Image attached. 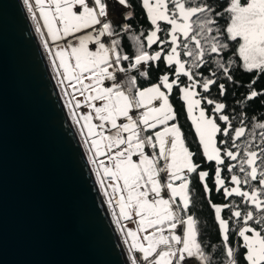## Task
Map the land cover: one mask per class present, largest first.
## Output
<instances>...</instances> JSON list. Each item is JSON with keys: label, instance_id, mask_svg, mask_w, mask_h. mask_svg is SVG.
<instances>
[{"label": "snow or ice", "instance_id": "6c2138e0", "mask_svg": "<svg viewBox=\"0 0 264 264\" xmlns=\"http://www.w3.org/2000/svg\"><path fill=\"white\" fill-rule=\"evenodd\" d=\"M138 2L149 22L146 35L134 33L129 0H23L54 57L73 120L81 132L87 129L89 163L107 203L119 205L113 216L121 224L130 264H213L199 239V220L189 213L192 174L210 202V173L200 170L193 159L197 154L185 143L170 101L174 90L201 155L215 164V191L225 199L240 198L239 204L210 202L223 248L221 264H264V115L248 117L245 109L234 124L235 117L225 114L229 105L205 95L216 86L219 97H226L231 85L247 89L237 104L264 97V88H255L264 78V0ZM116 6L122 11L112 19ZM45 36L66 46L57 44L52 52ZM125 39L135 42V51ZM160 63L168 71L151 83L150 71ZM236 71L252 79L241 83ZM142 79L147 86H141ZM202 104L212 106L211 114ZM81 107L88 111L78 113ZM134 216L137 226L125 229L121 218Z\"/></svg>", "mask_w": 264, "mask_h": 264}, {"label": "water", "instance_id": "95a60500", "mask_svg": "<svg viewBox=\"0 0 264 264\" xmlns=\"http://www.w3.org/2000/svg\"><path fill=\"white\" fill-rule=\"evenodd\" d=\"M0 264H130L23 0H0Z\"/></svg>", "mask_w": 264, "mask_h": 264}, {"label": "trees", "instance_id": "16d2710c", "mask_svg": "<svg viewBox=\"0 0 264 264\" xmlns=\"http://www.w3.org/2000/svg\"><path fill=\"white\" fill-rule=\"evenodd\" d=\"M129 3L132 5V10L134 11V18L129 21L132 24L133 30L135 34H139L141 30L144 31L145 35L149 29V22L146 20L145 14L143 13L142 8L139 5L138 0H129ZM163 26V25H162ZM125 44L132 45V51H135V42L128 41L125 39ZM156 46L154 45L153 48ZM127 50V49H126ZM168 71L163 63H160L159 69L153 67L150 71L151 83L157 82V77L164 72ZM205 75H207V71L205 70ZM235 77L241 83L249 82L252 77L248 74H245L242 71H236ZM220 82H225L221 80ZM149 81L141 80V86H147ZM255 88L260 90L264 88V78H262L256 85ZM199 91V89H197ZM247 91L246 88L240 87L236 88L235 86H229L228 94L226 97H219L218 89L216 86H213L210 93H205L211 99H223L229 107L225 110V114H229L230 116L235 117L233 120L234 124L238 123L239 114L246 109L248 117H260L264 115V105L261 104V101L264 100V97H260L254 101L247 102L245 104H237V101L242 99V95ZM178 93L174 90L173 94L170 96V101L173 104L176 113L177 119L180 125V128L184 134V139L187 147L195 152L197 155L194 156V161L197 164L201 165L200 170L209 171L210 175L208 178V185L212 188L211 192V203L215 204H224L228 203L232 200H235L237 204L240 203V198L232 197L225 199L222 192L217 193L215 191V186L213 184L212 174L215 168V164L213 162L205 161L204 157L201 155V149L198 144L197 134L195 133L194 126L191 120L188 118V114L186 112L184 104L177 98ZM203 107L208 109L209 114H211V107L207 104H202ZM221 123L223 126V122L217 121ZM219 137V134H218ZM229 175L227 172L222 173V176ZM190 194L192 199V205L190 206L189 213L194 214L199 220V239L203 243L206 249H209L211 254L213 255V264H221L222 256L221 253L223 251L221 237L218 232V226L214 222V210L210 207V202L205 194L201 183L199 182L197 176L192 174L191 176V185H190ZM224 218H228V211L225 209L222 212ZM231 226V222H230ZM230 241L235 242V237L230 234Z\"/></svg>", "mask_w": 264, "mask_h": 264}, {"label": "rangeland", "instance_id": "374dc122", "mask_svg": "<svg viewBox=\"0 0 264 264\" xmlns=\"http://www.w3.org/2000/svg\"><path fill=\"white\" fill-rule=\"evenodd\" d=\"M33 3H34V0H33ZM25 7H26V6H25ZM26 9H27V8H26ZM34 10L37 12V16H38V19H39V23H40V25H41V30H42L44 33H47V29H46V27L43 26V19H42V17H39V9H38V7H34ZM120 11H122V9H121L119 6H116V8H115V10H114L113 15H112L111 18H112V19H118V18H119V13H120ZM27 12H28V10H27ZM28 14H29V17H30V19H31V22H32L33 28H34V30H35V32H36V35H37V37H38V39H39V42H40V44H41L42 50H43V52H44V54H45V57H46V59H47V61H48L49 66H50V69H51V72H52L53 77H54V79H55V82H56V84H57V86H58V88H59V91H60V93H61L63 99H64V102H65V105H66L67 112H68V114H69L70 120H71V122H72V124H73V126H74V128H75V130H76V132H77V134H78V136H79V139H80V141H81V143H82V146H83V148H84V151H85L86 156H87V159H88L89 156H90V153H89V151H88V146L84 143V139H83V136H84V134L86 133L87 129H84V132H81V130H80V125H77V124L75 123V121L73 120V117H72V111H71V110L69 109V107H68V99H69V97H66L65 94H64V92L62 91V88H61V86H60L59 83H58V80H59V74L56 72V70H55V66L51 63V61H52V59H53L54 57H53V56L51 55V53H50L47 49H45L44 46H43V43H42V37H41L40 33H38V32L36 31V29H35V26H36L37 21H36V20H33V19L31 18V14H30L29 12H28ZM44 38H47V39L49 40V48L51 49L52 52H55V51L57 50V48H56L57 44H59L61 47L66 46L64 40L57 41V42H53V41H51V38H50L49 36H45ZM55 59H57V62H58V59H59V58H55ZM61 71H63V70L61 69ZM68 91L71 92L72 89H71V88H68ZM76 98H77V99H83V97H80V96H78V95L76 96ZM76 111H77L78 113H83V112H87L88 109H87L86 107H81L80 109H77ZM194 114H195V115H198V112H196V113H194ZM94 122H96V121H94ZM82 123H83V122H82ZM148 151H149V153L151 152L150 149H149ZM99 159H105V157H99ZM88 161H89V159H88ZM106 162H107V161H106ZM90 166H91L92 171H93V173H94V176H95V179H96V181H97L98 187H99L100 192H101V195H102V197H103V200H104V202H105V204H106V206H107V208H108V210H109V212H110V215H111V217H112V220H113V223H114L115 228H116V230H117V233H118V236H119V238H120V241H121V243H122V245H123V247H124V249H125V252H126V254H127V257H128V259H129V253H128V250H127L126 245L124 244V240H123V233L120 231L121 224H117V223L115 222L116 218L113 216V211H114V210H115V212H117V213L119 212V205H118L117 203H115V202H114L113 205H109V204L107 203V199H108V197L105 195V192H104L103 188H102L101 185L99 184V180H98V178H97V176H96V174H95L94 166H92L91 164H90ZM162 175H163V174H162ZM108 183H110V181H108ZM109 191H111V189H109ZM113 199H114V201H115L116 198L114 197ZM137 220H138V217H135V216H134V219H133V220H129V221H124V220L121 218L122 225L125 227V229H127V228H135V227L137 226V223H136ZM129 262H130V259H129Z\"/></svg>", "mask_w": 264, "mask_h": 264}]
</instances>
